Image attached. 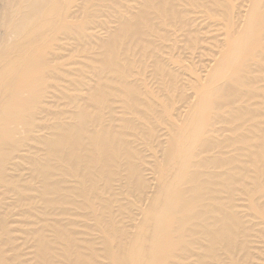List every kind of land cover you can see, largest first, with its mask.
<instances>
[{
	"label": "bare ground",
	"instance_id": "6f19581e",
	"mask_svg": "<svg viewBox=\"0 0 264 264\" xmlns=\"http://www.w3.org/2000/svg\"><path fill=\"white\" fill-rule=\"evenodd\" d=\"M0 264H264V0H0Z\"/></svg>",
	"mask_w": 264,
	"mask_h": 264
}]
</instances>
